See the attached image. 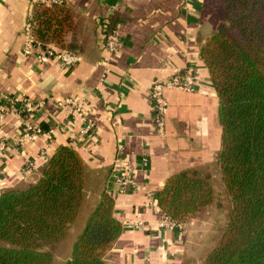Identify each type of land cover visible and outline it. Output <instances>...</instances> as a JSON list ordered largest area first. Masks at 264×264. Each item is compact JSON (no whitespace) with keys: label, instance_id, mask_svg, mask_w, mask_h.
<instances>
[{"label":"crops","instance_id":"0c3cea01","mask_svg":"<svg viewBox=\"0 0 264 264\" xmlns=\"http://www.w3.org/2000/svg\"><path fill=\"white\" fill-rule=\"evenodd\" d=\"M66 1L69 20L60 43L82 57L74 68L23 57L28 0H0V99L19 94L34 99L72 97L91 106L93 132L82 134L77 122L70 146L83 164L82 201L67 233L73 234L70 252L107 192L114 198L113 214L122 232L104 254L106 264H199L209 251L192 238L191 229L158 227L162 214L156 196L174 174L209 173L212 184L217 177L212 172L217 170L215 155L221 144L218 99L200 50L224 21L219 0ZM103 24L119 36L120 47L113 55L103 49ZM189 67L198 78L197 89L165 92V132L158 136L149 88ZM28 121L43 128L51 125L40 115ZM22 124L16 117L6 118L3 136L13 140ZM61 145H68L67 136L55 134L25 149L9 147L0 158V193L39 176ZM115 158L132 170L133 184L122 193L108 181ZM26 161L33 168H26Z\"/></svg>","mask_w":264,"mask_h":264},{"label":"trees","instance_id":"16d2710c","mask_svg":"<svg viewBox=\"0 0 264 264\" xmlns=\"http://www.w3.org/2000/svg\"><path fill=\"white\" fill-rule=\"evenodd\" d=\"M223 24L200 50L218 99L220 149L215 162L230 199L219 244L203 264H264V0H219ZM66 5L36 6L31 35L61 48ZM211 175L170 176L156 205L174 226L200 220L213 205ZM83 164L68 145L56 148L39 176L0 193V264H53V253L77 217ZM114 198L104 192L63 264H106L122 232Z\"/></svg>","mask_w":264,"mask_h":264},{"label":"built area","instance_id":"2783aa9c","mask_svg":"<svg viewBox=\"0 0 264 264\" xmlns=\"http://www.w3.org/2000/svg\"><path fill=\"white\" fill-rule=\"evenodd\" d=\"M67 5L66 0H28V10L24 21L22 33L24 36L22 55L25 58H33L39 63L57 62L66 68H74L81 63L82 57L71 50L59 48L55 45L42 47L34 42L31 35L33 9L36 6L57 7ZM103 49L109 54H115L120 47V40L115 29H110L108 24H103ZM198 78L195 70L189 67L182 74H174L171 77L154 82L149 88V101L152 108V120L155 133L163 136L165 132V118L167 102L165 92L168 90L192 93L197 89ZM91 106L85 99L66 97L63 99H34L24 94L5 96L0 99V158L9 148L25 149L27 145L36 139L43 137L44 141L51 140L55 134L67 136L68 145L72 146L76 139L77 122L80 123L79 132L89 135L94 126L89 119ZM35 115L48 118L51 125L43 128L40 124L30 122ZM16 117L23 120L20 132L11 141L2 134V126L8 117ZM46 151L41 152V156ZM26 168H33V163L26 161ZM1 173V170H0ZM109 184L116 188L117 193L124 192L133 184V175L130 167L123 165L119 158L112 162L109 175ZM153 204V202H152ZM163 215L159 220L160 229L173 227Z\"/></svg>","mask_w":264,"mask_h":264},{"label":"rangeland","instance_id":"374dc122","mask_svg":"<svg viewBox=\"0 0 264 264\" xmlns=\"http://www.w3.org/2000/svg\"><path fill=\"white\" fill-rule=\"evenodd\" d=\"M222 14L224 19L223 9H222ZM212 174L217 175L216 179H214L213 182L214 184L211 183L214 193V201L212 207L209 209L205 217H203L200 220L192 221L185 228H181L182 230L191 229L192 238L194 237V239H196L199 245L202 244L205 251H211L219 244L222 233L227 223V218L231 207L230 199L222 185L218 173L216 171H213ZM172 228H179V227L173 226ZM66 236L60 241V243L56 247V250L53 253V264L64 263V261L70 255V243L72 241L73 234L71 233L67 237ZM203 261L200 262L199 264H203Z\"/></svg>","mask_w":264,"mask_h":264}]
</instances>
